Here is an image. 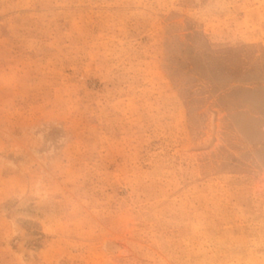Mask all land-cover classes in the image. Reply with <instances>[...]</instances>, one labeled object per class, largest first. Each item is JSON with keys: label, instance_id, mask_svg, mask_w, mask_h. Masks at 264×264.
I'll return each instance as SVG.
<instances>
[{"label": "rangeland", "instance_id": "1", "mask_svg": "<svg viewBox=\"0 0 264 264\" xmlns=\"http://www.w3.org/2000/svg\"><path fill=\"white\" fill-rule=\"evenodd\" d=\"M0 264H264V0H0Z\"/></svg>", "mask_w": 264, "mask_h": 264}]
</instances>
